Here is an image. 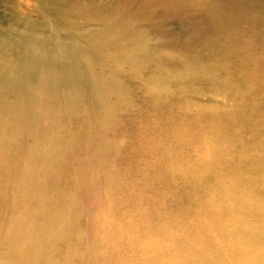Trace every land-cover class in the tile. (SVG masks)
I'll return each instance as SVG.
<instances>
[{
    "label": "bare ground",
    "instance_id": "6f19581e",
    "mask_svg": "<svg viewBox=\"0 0 264 264\" xmlns=\"http://www.w3.org/2000/svg\"><path fill=\"white\" fill-rule=\"evenodd\" d=\"M230 1L0 0V264H264V40Z\"/></svg>",
    "mask_w": 264,
    "mask_h": 264
},
{
    "label": "rangeland",
    "instance_id": "374dc122",
    "mask_svg": "<svg viewBox=\"0 0 264 264\" xmlns=\"http://www.w3.org/2000/svg\"><path fill=\"white\" fill-rule=\"evenodd\" d=\"M117 1L118 0H115V2ZM228 10L229 12L227 14L229 16H233L232 18H234L235 20L236 27H239V28L243 27L242 29L240 28V30L247 33L249 37H252L255 39H258L259 37L262 40H264V37H263L264 35L263 34L264 33V0H231L229 3ZM162 12L163 10L161 9L160 14ZM164 14L165 13H162L161 15H159V18L165 19ZM165 23L167 24L165 25V27L162 26V30H164L166 33H168V35L171 36L170 41L173 43L179 42L182 39H187L189 37L192 38L195 35L194 34L195 31L193 32L190 30L191 25L184 18L180 19V18H174L173 16H171V18L169 20H166ZM248 23H251V24H248ZM197 25L203 26L200 23ZM257 28H260L258 32H257L258 30ZM261 29L263 33L261 32ZM249 32L251 33L249 34ZM256 34L258 35L257 37H256Z\"/></svg>",
    "mask_w": 264,
    "mask_h": 264
}]
</instances>
